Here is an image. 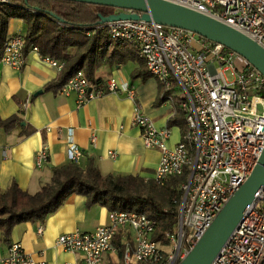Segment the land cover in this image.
Returning a JSON list of instances; mask_svg holds the SVG:
<instances>
[{"label": "built area", "instance_id": "built-area-1", "mask_svg": "<svg viewBox=\"0 0 264 264\" xmlns=\"http://www.w3.org/2000/svg\"><path fill=\"white\" fill-rule=\"evenodd\" d=\"M217 18L264 47V0H170ZM0 4H12L0 0ZM119 12V11H118ZM131 12V11H130ZM107 28L113 44L136 48L155 76L164 97L183 111L186 129L173 147L167 145L169 127L157 128L139 107L133 123L141 128L144 143L159 148L161 159L153 176L158 186L180 179L183 193L175 231L157 238L158 221L146 213L110 210L109 222L94 231L62 234L57 245L82 254V263L100 264L114 245L118 232L132 231L117 264H179L211 226L231 196L246 182L264 150V75L237 52L195 32L154 20L119 19L99 25ZM25 34H8L0 62L21 68L25 61ZM30 50L39 52L37 45ZM60 71L65 61L40 54ZM233 80L229 81L226 71ZM119 93L115 81L106 87ZM129 95L133 90L123 88ZM63 91H76L79 102L102 96L105 89L83 70L70 78ZM93 141L96 136H93ZM115 157L116 153L109 152ZM82 150L68 147L70 162L78 163ZM47 147L36 152V164L48 161ZM44 225L38 228L43 233ZM2 264H47L27 253L20 242L8 245ZM212 264H264V187Z\"/></svg>", "mask_w": 264, "mask_h": 264}, {"label": "crops", "instance_id": "crops-1", "mask_svg": "<svg viewBox=\"0 0 264 264\" xmlns=\"http://www.w3.org/2000/svg\"><path fill=\"white\" fill-rule=\"evenodd\" d=\"M17 32L25 33L26 25L22 19L12 18L8 34ZM135 72L139 75L134 76ZM59 75L58 68L30 48L21 68L0 62V190L16 181L21 189L38 192L51 182L54 167L70 162L71 143L83 152L78 162L82 167L92 159L104 175H135L153 181L162 154L159 148L145 145L141 128L133 123L135 108L139 107L157 128L169 127L170 148L181 140L186 128L170 122L181 109L175 100L163 96L159 80L149 73L139 54L123 63L100 65L95 78L100 79L105 93L84 103L79 102L76 91L47 89ZM110 81H115L121 92L108 91ZM124 87L132 89L133 94L129 95ZM14 115L21 118L14 127L8 129L1 124ZM42 146L47 147L49 158L38 166L36 152ZM111 151L115 157L110 156ZM172 180L169 187L173 186ZM109 211L99 203L88 205L83 194L72 193L44 221L16 225L9 242L0 232V259L6 256L10 243L20 242L27 253L45 259L47 264L82 263L81 253L57 245L58 237L76 230H96L109 222ZM41 224L43 233L38 232ZM132 238V231L125 235L118 232L114 245L120 250L106 252L100 264H117L125 241Z\"/></svg>", "mask_w": 264, "mask_h": 264}, {"label": "trees", "instance_id": "trees-1", "mask_svg": "<svg viewBox=\"0 0 264 264\" xmlns=\"http://www.w3.org/2000/svg\"><path fill=\"white\" fill-rule=\"evenodd\" d=\"M11 1L9 5L0 4V57L8 37L9 21L12 18L22 19L26 25L25 54L32 45H37L40 54L65 61L58 79L47 89L59 91L79 70H83L91 82L101 86L100 79L95 78V71L100 65L123 63L133 54H138L133 46L126 49L121 44H113L107 28L99 26L100 14H112L114 7L70 0ZM72 48L76 50L72 52ZM137 75L139 72L134 73V76ZM178 111L170 122L185 129V115L183 111ZM20 120L19 115H14L1 121V124L9 129ZM171 183L179 185L180 179L174 178ZM168 185L165 193L170 207L166 208L158 197L161 186L154 181L146 182L135 175H104L92 159L85 167L69 162L54 167L51 182L44 184L36 193L21 189L16 181L6 190H0V232L9 242L16 225L44 221L70 194L80 193L87 197L88 205L99 203L109 210L136 211L156 218V237L162 238L175 231L178 221L175 206L178 200L170 195Z\"/></svg>", "mask_w": 264, "mask_h": 264}, {"label": "water", "instance_id": "water-1", "mask_svg": "<svg viewBox=\"0 0 264 264\" xmlns=\"http://www.w3.org/2000/svg\"><path fill=\"white\" fill-rule=\"evenodd\" d=\"M119 8L100 24L119 19L154 20L171 27L191 30L237 52L264 75V47L229 24L170 0H70ZM131 11V12H130ZM264 187V150L246 182L231 196L211 226L179 264H212L233 231Z\"/></svg>", "mask_w": 264, "mask_h": 264}, {"label": "rangeland", "instance_id": "rangeland-1", "mask_svg": "<svg viewBox=\"0 0 264 264\" xmlns=\"http://www.w3.org/2000/svg\"><path fill=\"white\" fill-rule=\"evenodd\" d=\"M118 11H121V9L119 8H115V12H118ZM76 49L75 48H72L71 51L74 52ZM226 76L228 78L229 81L233 80V75L231 74V72L228 70L226 71ZM167 186V185H166ZM166 186H163V187H159L158 190V194H159V199H161L162 203L164 204V206L166 208H169L170 207V202L169 200L167 199L166 197V191H167V188ZM170 195L174 198V199H177L178 202L175 203V206L177 209H179V201L180 199L182 198V193H181V189H180V184L177 185H173L170 187Z\"/></svg>", "mask_w": 264, "mask_h": 264}]
</instances>
